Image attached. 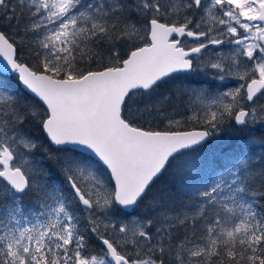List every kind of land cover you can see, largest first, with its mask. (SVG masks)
I'll return each instance as SVG.
<instances>
[{"label":"snow or ice","instance_id":"obj_1","mask_svg":"<svg viewBox=\"0 0 264 264\" xmlns=\"http://www.w3.org/2000/svg\"><path fill=\"white\" fill-rule=\"evenodd\" d=\"M0 264H264V0H0Z\"/></svg>","mask_w":264,"mask_h":264},{"label":"trees","instance_id":"obj_2","mask_svg":"<svg viewBox=\"0 0 264 264\" xmlns=\"http://www.w3.org/2000/svg\"><path fill=\"white\" fill-rule=\"evenodd\" d=\"M190 75V79L192 81H203V86L204 87H209L210 84H215L218 85L216 81H209L208 78L200 76H194V75ZM182 84L184 85H188L189 84V80H176V81H169L167 82L161 89L160 91H165V90H174L176 87L181 86ZM192 86H199L198 84H193ZM260 133H258L259 135ZM33 135L35 136H41L40 132L37 131L36 129H33ZM235 134L233 133H224L223 134V141L221 139V137H216L213 140H211L210 142H208L207 144H205L203 147H201L199 149V154L201 156H208L210 157L212 155L213 152H216L219 150L220 147L224 146L223 142H226L227 140L231 139L232 136H234ZM170 177L165 175L163 177H161V180L157 182V187H163L165 185H167L170 181Z\"/></svg>","mask_w":264,"mask_h":264},{"label":"rangeland","instance_id":"obj_3","mask_svg":"<svg viewBox=\"0 0 264 264\" xmlns=\"http://www.w3.org/2000/svg\"><path fill=\"white\" fill-rule=\"evenodd\" d=\"M217 82V84L219 85L221 82H219V81H216ZM224 84H226L228 87H233V86H235V81H225V82H223ZM223 90V89H222Z\"/></svg>","mask_w":264,"mask_h":264}]
</instances>
